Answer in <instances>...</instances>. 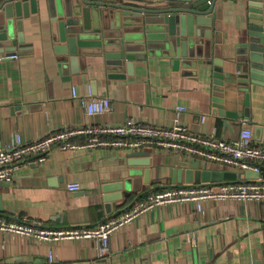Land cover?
Returning <instances> with one entry per match:
<instances>
[{
    "label": "crops",
    "instance_id": "1",
    "mask_svg": "<svg viewBox=\"0 0 264 264\" xmlns=\"http://www.w3.org/2000/svg\"><path fill=\"white\" fill-rule=\"evenodd\" d=\"M249 2H216L215 31L201 53L187 59L152 54L119 70L102 54L75 56L73 63L69 52H58L67 44L59 41L48 9L40 4L38 13L16 29L13 38L22 33L24 44H0V149L12 147L16 135L31 142L66 128L127 124H178L193 135L224 141L249 127L254 143L264 145V86L237 83L238 52L251 27ZM216 67L222 68L224 87L216 83ZM82 97L108 98L112 109L89 115ZM136 152L149 153L150 166L131 163L146 159L130 157ZM181 168L182 184L189 169L222 171L214 163L153 147L54 150L44 163L22 167L11 184L0 183V214L52 229L96 226L145 200L153 189L177 185ZM70 183H79L81 190H70ZM118 185L123 197L106 201V194L118 193ZM187 233L195 234V245ZM0 264H264V202L211 201L203 212L194 203L157 206L113 234L103 257L92 239L41 241L0 231Z\"/></svg>",
    "mask_w": 264,
    "mask_h": 264
},
{
    "label": "water",
    "instance_id": "2",
    "mask_svg": "<svg viewBox=\"0 0 264 264\" xmlns=\"http://www.w3.org/2000/svg\"><path fill=\"white\" fill-rule=\"evenodd\" d=\"M217 1L0 0V44L10 42L12 47L24 44L22 33L17 39L13 38L16 29L24 19L37 14L40 4H44L58 30L59 41L67 44L57 51L73 55V63L77 60L75 56L102 54L109 65L119 70L131 69L135 61H145L152 54L187 59L190 53L199 54L204 45H209L205 40L215 31ZM249 1L251 27L248 43L238 52L241 72L237 83L264 86V0ZM221 70L216 67L215 71L219 73L214 76L219 79L216 83L224 87ZM232 77L234 74L227 75L228 79ZM130 157H146L131 163L150 166L149 153L136 152ZM176 175L175 182L182 184L183 169H179ZM244 175L246 178L259 177L252 171ZM237 177L235 172L220 170L189 169L185 173L187 184L230 181ZM130 186V182H126L125 190ZM122 188V185L116 186L118 193L106 194L105 200H120L124 195V192L119 193ZM108 191L106 187L105 192Z\"/></svg>",
    "mask_w": 264,
    "mask_h": 264
},
{
    "label": "built area",
    "instance_id": "3",
    "mask_svg": "<svg viewBox=\"0 0 264 264\" xmlns=\"http://www.w3.org/2000/svg\"><path fill=\"white\" fill-rule=\"evenodd\" d=\"M7 58L16 59L18 55ZM74 96H78L75 91ZM80 101L89 115L110 112L112 109L108 98L88 101L82 97ZM184 110L183 107L177 108L178 112ZM80 136H86L85 142L74 141ZM145 147L184 153L190 159L199 158L205 163H214L222 171L235 172L238 177L230 181L153 189L145 200L92 227L52 229L25 217L10 219L0 214V231L32 236L41 241L92 239L96 241L99 255L103 257L109 252L113 234L157 206L194 203L198 212H203L204 205L211 201L264 202V145L254 143V134L249 127L242 128L239 136L232 141L196 136L178 124L171 128L143 124L66 128L31 142H23L16 135L12 147L0 149V183L11 184L22 167L44 163L54 150L105 148L137 151ZM247 171L258 173L259 177L246 178L244 174ZM68 188L72 191L81 190L79 183H70ZM186 237L192 245L196 244L194 233H187Z\"/></svg>",
    "mask_w": 264,
    "mask_h": 264
},
{
    "label": "trees",
    "instance_id": "4",
    "mask_svg": "<svg viewBox=\"0 0 264 264\" xmlns=\"http://www.w3.org/2000/svg\"><path fill=\"white\" fill-rule=\"evenodd\" d=\"M264 167V166H263Z\"/></svg>",
    "mask_w": 264,
    "mask_h": 264
}]
</instances>
